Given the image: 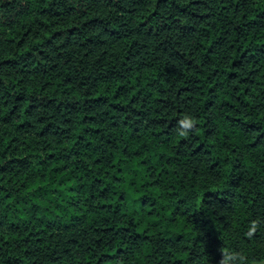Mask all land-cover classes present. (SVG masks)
<instances>
[{
  "label": "trees",
  "instance_id": "16d2710c",
  "mask_svg": "<svg viewBox=\"0 0 264 264\" xmlns=\"http://www.w3.org/2000/svg\"><path fill=\"white\" fill-rule=\"evenodd\" d=\"M229 252L264 263V0H0V264Z\"/></svg>",
  "mask_w": 264,
  "mask_h": 264
},
{
  "label": "clouds",
  "instance_id": "9594fccd",
  "mask_svg": "<svg viewBox=\"0 0 264 264\" xmlns=\"http://www.w3.org/2000/svg\"><path fill=\"white\" fill-rule=\"evenodd\" d=\"M194 124V117L189 114L185 113L178 121V132L180 135H185L187 133V130L190 129ZM254 230V228L252 229ZM251 234V231L249 232V235ZM239 254L234 252L226 253L221 261V264H235V261L237 259V256ZM241 259H243L241 257Z\"/></svg>",
  "mask_w": 264,
  "mask_h": 264
},
{
  "label": "rangeland",
  "instance_id": "374dc122",
  "mask_svg": "<svg viewBox=\"0 0 264 264\" xmlns=\"http://www.w3.org/2000/svg\"><path fill=\"white\" fill-rule=\"evenodd\" d=\"M254 264H264V263H254Z\"/></svg>",
  "mask_w": 264,
  "mask_h": 264
}]
</instances>
